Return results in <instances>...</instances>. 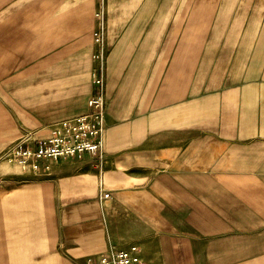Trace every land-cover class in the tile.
I'll use <instances>...</instances> for the list:
<instances>
[{"label":"crops","instance_id":"0c3cea01","mask_svg":"<svg viewBox=\"0 0 264 264\" xmlns=\"http://www.w3.org/2000/svg\"><path fill=\"white\" fill-rule=\"evenodd\" d=\"M193 4L0 0V264H64V239L32 226L55 199L63 222L68 197L76 257L135 244L143 264H264V0ZM101 27L102 157L34 181L12 150L87 109Z\"/></svg>","mask_w":264,"mask_h":264},{"label":"built area","instance_id":"2783aa9c","mask_svg":"<svg viewBox=\"0 0 264 264\" xmlns=\"http://www.w3.org/2000/svg\"><path fill=\"white\" fill-rule=\"evenodd\" d=\"M102 36L101 27L100 31L94 32V39L98 45L94 57L98 63L92 72L95 90L87 99V109L52 121L50 133L35 140L34 145L27 143L26 139L19 140L12 150L11 160L22 169L35 174H47L51 171L53 163L60 159L80 158L84 155L101 159L106 110ZM100 198L103 203H107L110 200V193L103 190ZM86 264H143V262L138 254V247L131 244L89 257Z\"/></svg>","mask_w":264,"mask_h":264},{"label":"rangeland","instance_id":"374dc122","mask_svg":"<svg viewBox=\"0 0 264 264\" xmlns=\"http://www.w3.org/2000/svg\"><path fill=\"white\" fill-rule=\"evenodd\" d=\"M196 1H198V0H194L193 5H196L195 4ZM8 133H9L8 127L0 126V138H4L6 135H8ZM69 159H73V158H69ZM72 169L73 168L70 166V168L64 169L63 172H61V173H56V172H52V171L47 173V174H35L34 173V176H36L34 181L40 182L42 180H48V179H53V180L71 179ZM64 173L66 175H64ZM79 203H80L79 201L74 200L71 197L65 198V201H64L65 215H64V221L63 222L60 221L62 218L60 216L61 201H59V200L55 199L54 204L51 203V205L52 204L54 205V209L52 211L51 207H50V210H49L50 212H49V216H48L49 223H47V224L46 223L44 224L41 222L40 212H37V210H34L35 214H34L33 226H32L33 231L40 232V228L42 226V227H44L45 231H48V235L50 238L51 237L55 238V235L58 232L59 242L60 241L62 242L64 239V247H62L65 251V253H64V264H83L84 259L98 255L101 253V251L99 252V251L93 250L91 252H87L84 256L76 257V256L72 255L68 250V248H70V246H72V242H70L68 239L73 237L74 227L76 226L75 223L70 221L71 218L69 217V213L71 212L70 210H72ZM100 214H101V217H103V215H105L104 207L100 208ZM25 226H26L25 223L20 222V220L18 219V221L16 222V230H23ZM104 236L106 237V232H105ZM35 241L36 240H34V242ZM52 247H53V243H52ZM56 247H61V246H60V244H56L55 248ZM102 251H104V250H102ZM38 258H39V256L34 254V260L38 259ZM11 263H13V264H25L23 261H21L20 255H17L16 261L15 262L11 261Z\"/></svg>","mask_w":264,"mask_h":264}]
</instances>
